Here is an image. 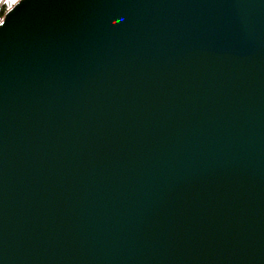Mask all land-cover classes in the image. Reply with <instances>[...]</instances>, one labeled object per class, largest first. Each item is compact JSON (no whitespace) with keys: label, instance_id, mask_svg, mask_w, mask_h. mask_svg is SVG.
<instances>
[{"label":"water","instance_id":"1","mask_svg":"<svg viewBox=\"0 0 264 264\" xmlns=\"http://www.w3.org/2000/svg\"><path fill=\"white\" fill-rule=\"evenodd\" d=\"M0 264H264V0L8 10Z\"/></svg>","mask_w":264,"mask_h":264},{"label":"trees","instance_id":"2","mask_svg":"<svg viewBox=\"0 0 264 264\" xmlns=\"http://www.w3.org/2000/svg\"><path fill=\"white\" fill-rule=\"evenodd\" d=\"M1 1V0H0ZM9 2H13V0H9ZM12 7V5H6V4H3L1 7H0V18H3V16L5 15V13L10 10Z\"/></svg>","mask_w":264,"mask_h":264},{"label":"snow or ice","instance_id":"3","mask_svg":"<svg viewBox=\"0 0 264 264\" xmlns=\"http://www.w3.org/2000/svg\"><path fill=\"white\" fill-rule=\"evenodd\" d=\"M21 3V0H13V2H9V0H5L4 4L6 5H19Z\"/></svg>","mask_w":264,"mask_h":264},{"label":"built area","instance_id":"4","mask_svg":"<svg viewBox=\"0 0 264 264\" xmlns=\"http://www.w3.org/2000/svg\"><path fill=\"white\" fill-rule=\"evenodd\" d=\"M4 2H5V0H2V1L0 2V7L4 4Z\"/></svg>","mask_w":264,"mask_h":264},{"label":"rangeland","instance_id":"5","mask_svg":"<svg viewBox=\"0 0 264 264\" xmlns=\"http://www.w3.org/2000/svg\"><path fill=\"white\" fill-rule=\"evenodd\" d=\"M1 1H2V0H1ZM1 1H0V2H1ZM13 6H14V5H12V7H13ZM12 7H11V8H12ZM2 19H3V18H0V22H1Z\"/></svg>","mask_w":264,"mask_h":264}]
</instances>
